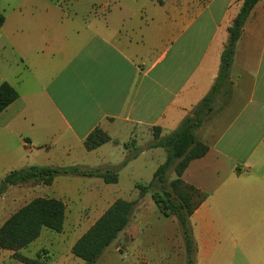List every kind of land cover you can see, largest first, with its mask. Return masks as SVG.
<instances>
[{
  "label": "crops",
  "instance_id": "0c3cea01",
  "mask_svg": "<svg viewBox=\"0 0 264 264\" xmlns=\"http://www.w3.org/2000/svg\"><path fill=\"white\" fill-rule=\"evenodd\" d=\"M97 1L78 0L75 14L58 0L0 5L6 19L0 86L19 93L0 114V185L31 167L119 168V182L61 176L51 186H12L0 194V214L48 198L64 202L67 212L90 208L97 221L116 200H137L135 185L149 184L167 160L164 149L149 148L154 129L170 136L209 95L242 6L241 0H104L93 10ZM230 81V97L218 93L195 132L209 152L183 175L206 196L191 223L202 260L206 242H260L264 259V0L242 29ZM96 129L118 144L88 152L85 141ZM162 218L147 195L120 237L136 248L184 242L177 219ZM246 229L262 239H246Z\"/></svg>",
  "mask_w": 264,
  "mask_h": 264
},
{
  "label": "trees",
  "instance_id": "16d2710c",
  "mask_svg": "<svg viewBox=\"0 0 264 264\" xmlns=\"http://www.w3.org/2000/svg\"><path fill=\"white\" fill-rule=\"evenodd\" d=\"M260 0H241L242 6L237 18L229 28V37L221 55L219 74L211 92L195 108L181 127L170 136L161 138V130L154 129L155 142L149 148H162L167 153L166 162L154 174L149 184H136L139 198L134 201L116 200L94 225L74 244L71 253L85 264H98L104 253L120 237L131 223L136 206L147 195H151L161 215L175 217L179 223L185 243L187 264H195L198 251L194 238L191 218L206 196L195 187L186 184L183 175L190 164L204 158L209 147L199 141L195 132L203 126L213 112L212 103L222 90L231 95L230 71L233 64L236 45L242 29L254 7ZM163 4V0H157ZM5 16L0 12V32L5 24ZM19 99V93L8 83L0 86V114ZM113 142L109 135L96 129L85 141V148L92 152L103 145ZM130 158L123 163L126 166ZM119 168L85 169L82 167L49 168L31 167L13 171L0 185V194L9 187L35 182L51 186L57 177H81L102 179L107 185L119 182ZM174 171L175 179L168 181V175ZM67 207L56 199L37 198L13 214L0 228V251L12 252V259L19 264H46L42 258L30 259L19 253L36 242L44 230L62 234L65 227Z\"/></svg>",
  "mask_w": 264,
  "mask_h": 264
},
{
  "label": "rangeland",
  "instance_id": "374dc122",
  "mask_svg": "<svg viewBox=\"0 0 264 264\" xmlns=\"http://www.w3.org/2000/svg\"><path fill=\"white\" fill-rule=\"evenodd\" d=\"M16 0H0V5H6ZM78 0H58L60 6L68 14H75L74 4ZM100 1L93 6L96 9ZM109 3V0H107ZM109 9V8H108ZM131 179V177H129ZM175 178L172 170L168 175V181ZM122 184L129 185L122 176ZM146 184V183H144ZM130 195V193H127ZM2 208L0 207V213ZM72 208L67 212L64 231L58 234L44 230L41 237L26 249L19 253L30 259L42 258L46 264H85L84 261L74 257L71 249L74 244L88 231L91 225L99 217L93 214L90 208L80 210ZM12 214H0V228L8 221ZM162 220H166L162 218ZM181 231V230H180ZM182 234V233H181ZM246 239L257 241L262 235L253 231H244ZM197 243V242H196ZM204 258L200 257V251L195 256V264H264L260 242H206ZM237 244V255L227 258L229 249ZM136 248L131 242H123L122 237L104 253L98 264H187V255L184 242H141ZM198 247V245H197ZM141 253V254H138ZM12 252L0 251V264H19L12 259ZM231 256V255H230Z\"/></svg>",
  "mask_w": 264,
  "mask_h": 264
}]
</instances>
